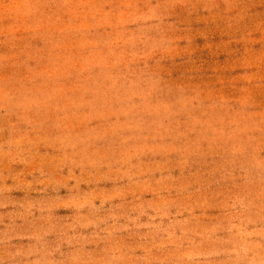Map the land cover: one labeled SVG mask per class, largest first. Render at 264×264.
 Returning a JSON list of instances; mask_svg holds the SVG:
<instances>
[{
  "label": "rangeland",
  "instance_id": "1",
  "mask_svg": "<svg viewBox=\"0 0 264 264\" xmlns=\"http://www.w3.org/2000/svg\"><path fill=\"white\" fill-rule=\"evenodd\" d=\"M0 264H264V0H0Z\"/></svg>",
  "mask_w": 264,
  "mask_h": 264
}]
</instances>
